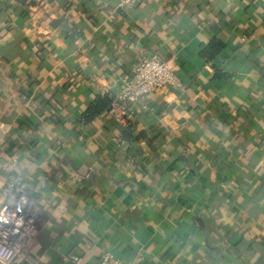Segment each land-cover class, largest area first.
Instances as JSON below:
<instances>
[{"label":"crops","instance_id":"1","mask_svg":"<svg viewBox=\"0 0 264 264\" xmlns=\"http://www.w3.org/2000/svg\"><path fill=\"white\" fill-rule=\"evenodd\" d=\"M118 2L0 0V176L40 209L9 264H264V0ZM142 55L184 90L85 123Z\"/></svg>","mask_w":264,"mask_h":264},{"label":"built area","instance_id":"2","mask_svg":"<svg viewBox=\"0 0 264 264\" xmlns=\"http://www.w3.org/2000/svg\"><path fill=\"white\" fill-rule=\"evenodd\" d=\"M139 0H119V6L131 9ZM185 82L168 61L149 55H142L132 67L131 72L119 78V88L113 94L107 115L117 124L127 126L133 107H146L145 97L150 93L169 90L183 91ZM3 133L10 128L0 126ZM7 151V150H6ZM12 164L15 157L3 153ZM20 177L9 171L0 176V263L20 262L31 244L40 213L36 200L25 194L20 188ZM75 262L80 261L74 256ZM100 264H140L138 260L121 263L113 259L109 252H104Z\"/></svg>","mask_w":264,"mask_h":264},{"label":"trees","instance_id":"3","mask_svg":"<svg viewBox=\"0 0 264 264\" xmlns=\"http://www.w3.org/2000/svg\"><path fill=\"white\" fill-rule=\"evenodd\" d=\"M136 7L137 4L134 5V8ZM224 46L225 45L222 41L214 38L206 46H202L200 55L203 59L209 62L217 55H219L221 51H223ZM221 75H224V77L228 76V74H223L221 72V69L215 68V76L219 77ZM112 96L113 94H106L103 96L96 97L94 101L83 112L82 120L85 123H90L97 116L104 115L109 122H113L115 124L116 122L107 115V108L109 106Z\"/></svg>","mask_w":264,"mask_h":264}]
</instances>
